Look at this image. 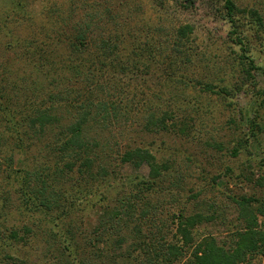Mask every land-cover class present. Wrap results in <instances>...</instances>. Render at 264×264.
I'll use <instances>...</instances> for the list:
<instances>
[{"label":"rangeland","instance_id":"rangeland-1","mask_svg":"<svg viewBox=\"0 0 264 264\" xmlns=\"http://www.w3.org/2000/svg\"><path fill=\"white\" fill-rule=\"evenodd\" d=\"M75 1L79 10L73 16L74 0H0V79L5 78L7 81L3 84L12 88L7 96L13 99V104L30 101L57 107L72 100L78 88L74 82L68 83L66 77L71 74L58 76L52 72L59 60L68 56L65 45L56 49L54 45L42 47L48 57L42 63L35 56L26 58L23 50L13 51L11 44L24 42L31 36L39 38L44 31L64 28L67 22L76 24L85 15L93 17L91 39L98 36L101 39L90 40L86 68L90 70L92 83L106 86L108 94L114 92L112 100L122 102L121 107L127 112L117 121L112 120V126L103 127L102 121L94 122L87 136L105 144L95 150L104 155L103 165L113 168L119 181L111 190L109 200L105 199L106 190L102 185L97 187L100 190L87 186L82 191L75 188L76 180L82 178L68 171L60 175L58 162L45 153L47 144L53 143L59 135L60 131L55 129L44 137L40 153L32 152L26 160L22 155H15L14 168L19 170L28 164L32 171L42 172L44 181L59 192L60 208L49 213L51 218L57 219L59 227L46 222L41 212L27 214L20 195L12 194L6 202L0 197V232L40 221L42 232L39 235L53 229L57 237L54 240V236L49 237L51 246L61 247V251L64 245L69 246L77 256L73 264H80V260L85 264H138L134 258L139 256V249H133L137 238L131 232V225L122 221L115 230L104 231L102 239L99 228L103 206L119 197H130L138 192L137 184L148 179L146 165L135 169L131 164H121L118 158L127 145L143 142L160 162L174 163L177 179L169 182L179 185V188L152 191L149 195L145 191L142 196L147 194V199L136 201L137 214L144 207L152 210L145 205L148 201L151 205L160 204L156 218L147 216L141 227L148 240H160L164 235L163 240L177 243L174 214L185 209L187 216H201L200 223L193 229L194 247L208 236L217 238L220 244H231L235 234L245 229L237 200L253 198L255 208L264 203V104L260 106L264 96L259 95L264 90V75L260 70L264 68V0H234L240 11L239 32L252 42L248 55L260 68L252 71L251 78L243 71L248 62L240 58V47L235 43L234 28L223 0ZM258 18H261L260 23ZM186 26H190L192 32L187 38L178 39V30ZM36 43L34 46L40 47L42 40ZM104 48H109L110 52L112 49L115 55L103 53ZM32 61L45 64L47 69L42 67V73L36 74ZM54 78L59 81L54 82ZM22 81L25 86L17 88ZM208 86L213 91L208 92ZM224 88L229 96L224 94ZM58 94L61 98L57 96L52 100ZM150 109L159 116L171 112L174 121L169 120V125L178 122L183 127L187 123L190 129L182 133L171 127V131L144 134L141 132L142 113ZM68 120L66 122L71 119ZM254 121L261 129L252 138L250 123ZM11 144L0 145V191L9 190L5 182L7 163L3 161L13 155ZM106 146L108 148L102 150ZM164 186L169 188L170 185L166 182ZM76 200L85 201L81 206L70 208L71 202ZM65 207L73 212L70 218L59 219ZM258 220L264 231V215ZM152 223L155 225L151 226ZM67 231L75 234L71 244L65 239ZM48 236L40 237L35 246L39 257L37 262L34 257L29 259L33 264L50 263L49 258L53 256L47 254ZM118 239H123V243L119 245ZM29 253L34 256L31 247L22 246L17 256L24 260ZM190 253L188 251L177 264H186ZM3 255L0 249V257ZM248 262L264 264V255L253 256Z\"/></svg>","mask_w":264,"mask_h":264},{"label":"trees","instance_id":"trees-1","mask_svg":"<svg viewBox=\"0 0 264 264\" xmlns=\"http://www.w3.org/2000/svg\"><path fill=\"white\" fill-rule=\"evenodd\" d=\"M223 1L228 20L234 28L235 43L240 47V58L248 62L244 66L243 71L251 78L253 77L252 71L260 69L255 66L254 59L248 55L251 53L252 42L239 32L241 19L238 21L237 17L240 11L234 0ZM78 10V4L74 0L72 7L73 16ZM72 19L77 20V18ZM92 21L93 17L89 18L88 15H85L83 20L78 19L76 24L72 25L67 22L64 28H59L55 31L51 30L50 32L44 31L39 38L31 36L24 42L19 40L15 45L11 44L13 51L23 50L25 51L24 55L26 58L35 56L42 63L48 58L47 52H44L42 47L50 48L51 45H54L56 49L58 46L65 45L64 47L69 50L68 56L61 58L59 64H56V67L52 69V72L58 76H64L68 72L71 74V77H66V79H68V83L74 82V85L76 84L75 88H78L72 100L66 101L67 103H63L57 107H54L53 104L46 105L45 103L30 101H20L13 104V99L7 96L9 90L12 88L3 84L7 81L5 78L0 79V145L12 143V150L10 149V152L13 153L12 156L5 158V161H3L7 163L8 170L5 182L9 190L0 191V197H3L4 202H6L10 195H20L22 208L27 214L31 215L32 213L41 212L45 217L44 220L48 223H53L54 227H59V224L56 221L57 219L51 218L49 213L60 208L58 206L60 199L57 195L59 192H55L53 185H48L44 181L45 176H41L42 172H37L38 170L32 171L28 164L23 165V168L19 170H15V155H22L26 160V158L28 159L32 156V152L38 151L40 153V149L43 148L41 146L43 145L44 137L57 129L60 131L59 135L53 143L47 144L48 150L45 153L47 157H52V160L58 162L56 167L60 175L68 171L72 174H78L82 178V180L79 178L76 180L75 188L82 191L84 186L90 187L89 189H97V187L100 188V185H102L106 190L104 192L106 194L105 199L109 200L111 190L116 187L115 184L119 181L115 170L103 165L104 155H100V152L95 150V148H102L105 144H101L98 140H92L87 136L89 126L94 124V122L102 121L103 127L110 126L114 124L112 120L117 121L127 112L126 108L121 107L122 102L116 101L115 103L112 100L114 92H112L113 95L112 93L108 94L106 86H98L92 83L93 79L89 75L90 70L88 71L86 68L87 62L85 61V57L92 45L90 44V40L92 42L101 39L99 36L96 39H91ZM258 22H261V18H258ZM192 30L190 26L180 28L177 34L178 39L187 38ZM38 40H42V44L40 47L37 46V52V47L34 45L37 44L36 41ZM105 41L103 44H106ZM107 49L109 48L102 49L103 53L107 54L109 52L108 54L115 55L112 49L111 52ZM33 65L36 74H41L43 69H47L44 66L45 64L38 65L33 62ZM260 70L263 71L264 75V68ZM57 80L54 78V82ZM22 82L17 88L25 86V81ZM210 87L206 88L208 92L213 91ZM223 91L226 96L230 95L225 88ZM117 92L120 97V89ZM259 95L264 96V90L260 91ZM57 96L61 98L60 94H58L53 96L52 100ZM262 104H264V100L260 103V106ZM142 116L143 126L141 132L144 134L171 131V127L179 129L182 133L187 128L188 130L190 129L187 123L183 127L178 122L169 125V120L174 121L171 112H165V114L163 113L159 116L156 111L150 109L142 113ZM69 118L71 119L70 122H66ZM250 126L252 138L256 137L258 135L257 131L261 127L255 121L251 122ZM141 143L139 145L135 143L127 145L125 151L119 154L118 158H120L119 162L121 164H131L135 169L146 165L149 168V177L137 184L138 192L130 194V197H125V199H122L117 194L116 197H119L118 199L111 201L109 205L103 206L102 211L104 212L100 220L101 227L99 228L100 239L105 236L104 231L108 229L113 231L117 224L126 221L128 225H131V232L137 238L136 247L133 249L134 251L139 249L138 257H141L142 260L138 257L134 258L135 263L138 264H177L183 260V257L187 256L188 251L189 253L191 251V253L186 260V264H249L250 262L248 261L251 257L264 255V231L260 229L258 220L260 215H264V203L259 208H255L253 204L256 200L246 197L237 200V204L240 207V217L245 222V229L243 232L235 234L231 244H220L217 238L208 236L194 247L193 229L200 223L201 216H187L185 209H182L178 214H174L177 221L176 234L179 237L177 243L163 240L165 239L163 238L164 235L161 236L160 240L155 238L148 240V237L142 233L141 227L145 223L144 221L148 219L147 216L151 215L154 219L156 218V212L160 208V204L151 205L150 201H148L145 205L151 206L152 210H146V207H144L137 214L136 201L147 199V194L149 195L152 191L171 190L174 187L179 188V185L177 184L178 182H169L174 178L177 179L174 176V163L168 161L160 162L150 148L143 142ZM106 148L108 147L106 146L102 150ZM34 160L36 161V159ZM72 178H74V175H72ZM166 182L169 183V188L163 187ZM145 191L147 194L143 197L142 195ZM75 193H78V191L76 190ZM84 201L76 200L75 202H71L72 204L69 207L74 208L78 204L81 206ZM70 208H63L60 212L62 215L59 214L58 218H70L73 212ZM39 223L40 221H33L22 228L11 227L4 232H0V249L4 252V255L0 257V264H33L29 260L31 257H34L33 259L36 262L38 261L39 249L35 246L40 241V237L46 234L49 235L46 238L49 242L51 237L54 236L53 240L57 237V235H53V229H49L50 232L47 233L46 230L45 234L39 235L42 232V222ZM152 224L151 226L155 225L154 223ZM1 225L0 220V227ZM67 232L68 235L65 239L71 244L75 239V234L72 231ZM123 241V239H118L117 243L120 245ZM51 243L52 241L48 244L49 249L47 250L48 257L53 256L51 259L49 258V264H73L72 261L76 260L77 256L69 249V246L64 245L61 251V247L53 248ZM22 246L31 247L34 250V256H31V253H29L24 260L20 256H17V252ZM13 252L16 254L13 255ZM66 252L68 253L66 254ZM79 262L80 264H85L83 260Z\"/></svg>","mask_w":264,"mask_h":264}]
</instances>
